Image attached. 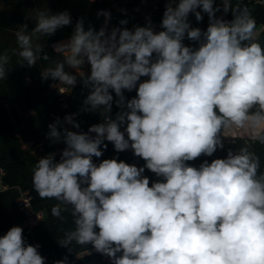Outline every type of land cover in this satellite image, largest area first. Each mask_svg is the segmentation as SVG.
<instances>
[{
  "label": "clouds",
  "instance_id": "clouds-1",
  "mask_svg": "<svg viewBox=\"0 0 264 264\" xmlns=\"http://www.w3.org/2000/svg\"><path fill=\"white\" fill-rule=\"evenodd\" d=\"M221 11L233 18L217 16ZM205 13L206 30L193 27L189 15L202 22ZM100 16L99 30L77 18L69 38L53 45L62 60L40 71L42 81L66 86L61 93L72 91L79 77L87 89L79 111L104 110L103 121L87 131L66 126L80 128L78 113L48 124L50 143L65 147L59 160L55 152L37 160L32 185L40 198L60 202L51 209L54 217L63 219L61 205L71 209L74 230L59 244L70 253L73 241L91 245L111 264H264L260 156L246 144L199 167L187 163L224 149V138H238L228 136L233 129L264 145V46L251 10L231 0H167L159 31L147 17L145 26L129 29L109 27L108 10H98ZM72 23L68 10H48L39 12L31 35L21 24L17 65L48 60L32 37H51ZM185 37L199 46L185 45ZM9 63L0 54V81L8 79ZM125 90L137 94L127 99ZM105 141L117 152L131 148L145 164L94 163ZM145 169L164 179L150 186ZM39 247L12 226L0 236V264H45ZM54 264L69 261L65 256Z\"/></svg>",
  "mask_w": 264,
  "mask_h": 264
},
{
  "label": "trees",
  "instance_id": "trees-1",
  "mask_svg": "<svg viewBox=\"0 0 264 264\" xmlns=\"http://www.w3.org/2000/svg\"><path fill=\"white\" fill-rule=\"evenodd\" d=\"M46 6L39 7L35 12L28 15L30 3L27 0H11V12L0 9V54H7L10 57V63L7 67L10 69L8 79L0 81V166L6 169V174L3 176L4 181L11 187L0 193V233H6L12 226H21L24 219L23 212L18 211L15 205V198L19 195V188L30 189L33 194V204L36 209L45 210V218L39 224L34 236L26 234L23 229V236L27 244L38 245V252L43 255H48L45 263L63 259L67 256L69 264H111V261L103 259V254L96 251L91 254H85L76 257L75 254L80 250H85L92 247L91 245H78L73 241L71 247L73 251L70 253L66 247H62L59 241L64 239L65 234L74 230L73 216L70 207L64 210L61 205V216L63 219L54 217L51 209L54 205L60 202L53 199H42L33 189L32 175L33 169L39 158L30 150L21 147V140H34L46 144V152H53L58 149H63L65 145L62 142L52 144L48 140L46 134L48 132V124L54 122L58 116L61 119L68 114L69 110H80L83 100L87 95V89H83L82 84L78 83L72 89L68 101L69 109L61 107L59 95L55 88L50 86V80L42 81L40 71L46 67H54L55 64L62 60V55L57 54L53 50L52 43L60 39L69 38L72 33L73 26L77 18L83 17L85 28L89 24L93 25L96 30H99L104 21V17H97V11L104 9L111 13V20L116 23L117 27H127L132 29L134 25L128 21L127 25H120L121 19H129L132 16L134 8L142 3L153 1V8L150 13V19L158 30L165 10L166 0H45ZM178 2V1H177ZM232 4L237 3L246 5L251 10L252 16L256 21V29L264 25V5L253 0H231ZM116 3L120 6L116 10ZM216 4H220L221 0H215ZM158 5V7H155ZM121 9L125 11H121ZM50 11L57 13L68 10L72 16V25L65 26L58 30L51 37H42L36 34L32 37L33 44H42L49 59H38L36 65L32 68L20 67L17 65L19 45L16 39V32L21 30V24H27L28 32L31 35L32 25L40 11ZM191 15V14H190ZM194 15V14H193ZM217 15V14H216ZM232 13H225V19L231 20ZM28 19V20H27ZM31 20V22H29ZM196 25V21L192 22ZM10 30V31H8ZM259 43L264 46V28L257 34ZM183 43L187 46L198 47L195 42L184 39ZM67 71V68H66ZM144 77H141V80ZM125 97L131 99L136 96V90L131 92L125 90ZM114 99L115 94L113 93ZM97 112H82L80 111L79 131H87L88 128L103 121V109H97ZM119 111L116 105H113L112 116ZM94 135V134H93ZM234 138V143L224 144V149H217L213 156H201L195 161L187 163L191 166L199 167V165L207 159L211 162L215 158H224L227 155V150L232 148L235 150L241 146L249 145L250 150L255 151L261 158L260 171L264 170V145L254 143L250 139L238 136ZM107 148L103 150L100 158L93 157L94 163L99 164L103 159L116 158L118 161L124 160L128 156V152H117L111 142H107ZM56 159H60V152L56 154ZM148 172H151L147 169Z\"/></svg>",
  "mask_w": 264,
  "mask_h": 264
},
{
  "label": "built area",
  "instance_id": "built-area-1",
  "mask_svg": "<svg viewBox=\"0 0 264 264\" xmlns=\"http://www.w3.org/2000/svg\"><path fill=\"white\" fill-rule=\"evenodd\" d=\"M249 1H251V0H249ZM253 1H255L257 3H261L264 5V0H253ZM155 7H158V5H156ZM195 45L199 46V43L195 42ZM49 84L52 88L56 89V91L59 95L61 107L64 109H67V108L69 109L70 103L68 101V97L71 93V89H68L66 91V93H61L59 91L61 89V87H66V86H61L57 82L52 81V80H50ZM73 113H78V115H76L75 119L79 122L78 118L80 115V111L76 110V109H74V110L70 109L68 112V114H73ZM66 126L69 127L70 130L79 131V129L72 128L71 125H66ZM125 135H126V133H125ZM126 151L128 152V156H127V158H125L122 161H124L128 164H134L137 167H141L145 164V161L142 158L134 155L133 150L131 148H129ZM193 161H195V160H192L190 162H193ZM263 172H264V170H263ZM5 174H6V169L3 166H0V193L11 187L8 183H6L4 181L3 176ZM143 175L147 176L149 178L150 186H151L152 182L162 181L164 179L163 177H157L156 174L153 172H148L147 169H145ZM18 188H19V195L15 198V205H16L18 211L23 212V214H24L22 227H23L24 232L26 234H30L31 236H34L36 233L37 227L45 218V210L44 209H36L34 207L33 194L30 191V189L22 188L20 186H18ZM4 234L5 233L2 232V233H0V236H2ZM36 244H38V242H36ZM43 257H45V259H46V255L45 256L43 255ZM103 259L110 261V259L105 255H103ZM45 264H48V263H45Z\"/></svg>",
  "mask_w": 264,
  "mask_h": 264
},
{
  "label": "rangeland",
  "instance_id": "rangeland-1",
  "mask_svg": "<svg viewBox=\"0 0 264 264\" xmlns=\"http://www.w3.org/2000/svg\"><path fill=\"white\" fill-rule=\"evenodd\" d=\"M9 1H11V0H0V9H3V10L11 12V10H10L11 5L9 4ZM27 2L30 3L29 12H28V15H27V16H29V18H30V15L33 12H35L39 7H41V6L44 7L47 4L46 3L47 1H45V0H27ZM153 4H154V2L150 1V2L145 3V4L142 3L138 7L134 8V10L132 12V16H131V18L128 19V21L130 23H133V24H136V25H139V26H145L146 25V17L150 18L149 16H150V13L152 11ZM119 9H120V6L118 5V3H116V10H119ZM218 15H219V13H218ZM203 16L208 18L206 13L203 14ZM189 20H190L191 23L193 21L195 22L196 21L195 16L193 14L189 15ZM29 22H31V20ZM103 24H104V21L101 24V26ZM34 25H35V23L32 25V27H34ZM112 26H116V23H114V21H110L109 22V27H112ZM154 27H155V25H154ZM263 27H264V25H263ZM155 30L159 31L156 27H155ZM8 31H10V30H8ZM186 38L187 37H185V39ZM85 70L89 71V68H87V69L85 68ZM145 79H147V78L144 77L143 80H145ZM229 137H237V136L235 134H234V136L232 134H230ZM247 139H250V138L247 137ZM223 142H224V144H228V143L231 144V143H234L235 141H234L233 138L226 137V138H224Z\"/></svg>",
  "mask_w": 264,
  "mask_h": 264
},
{
  "label": "crops",
  "instance_id": "crops-1",
  "mask_svg": "<svg viewBox=\"0 0 264 264\" xmlns=\"http://www.w3.org/2000/svg\"><path fill=\"white\" fill-rule=\"evenodd\" d=\"M166 3H167V0H166ZM218 13H219V15H218ZM217 13V16H223L224 17V19H225V13H223L222 11L221 12H218ZM191 25H192V23H191ZM193 26V25H192ZM207 26H208V18L207 17H205L204 16V19H203V21L202 22H196V25L195 26H193V27H199V28H201L202 30H206V28H207ZM263 25H261V26H259L257 29H256V33L258 34L259 33V31H261V30H263ZM68 38H64V39H60V40H58V41H55V42H53L52 43V46L55 44V43H57V42H59V41H62V40H67ZM187 39V38H186ZM85 68L87 69V68H89L87 65H85V67L83 68V71H85L86 73L88 72V70H85ZM67 71H69V72H73L74 73V71L75 70H73V69H68L67 68ZM147 78V77H146ZM142 81H143V79H142ZM230 134H232L233 136H234V134L237 136H241V137H245V138H247V137H249L248 136V134H247V132L245 131V130H243V129H233L232 130V132H230V133H228V136L230 135ZM21 147H23V148H25V149H28V150H30L33 154H35L37 157H41V156H46L48 153H50V152H46V144L45 143H42V142H37V141H34V140H30V141H23V140H21ZM62 151V149H58V150H56V151H53V152H55L56 154L57 153H59V152H61ZM37 245V244H36ZM87 250L91 253V252H93V251H95L94 249H92V247H90V248H87V249H85V250H80V251H78L76 254H75V256L76 257H80V256H82V255H85V254H87ZM46 255V254H45ZM44 255V256H45ZM47 257H48V255H46V259H47ZM45 259V260H46ZM48 264H52V263H48Z\"/></svg>",
  "mask_w": 264,
  "mask_h": 264
}]
</instances>
